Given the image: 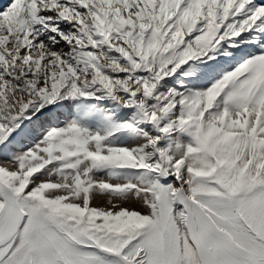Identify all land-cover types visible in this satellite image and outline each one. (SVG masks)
Masks as SVG:
<instances>
[{"label": "snow or ice", "instance_id": "snow-or-ice-1", "mask_svg": "<svg viewBox=\"0 0 264 264\" xmlns=\"http://www.w3.org/2000/svg\"><path fill=\"white\" fill-rule=\"evenodd\" d=\"M0 264H264V0L0 3Z\"/></svg>", "mask_w": 264, "mask_h": 264}, {"label": "rangeland", "instance_id": "rangeland-1", "mask_svg": "<svg viewBox=\"0 0 264 264\" xmlns=\"http://www.w3.org/2000/svg\"><path fill=\"white\" fill-rule=\"evenodd\" d=\"M4 2V0H0V3H3ZM126 206H131V205H126Z\"/></svg>", "mask_w": 264, "mask_h": 264}]
</instances>
